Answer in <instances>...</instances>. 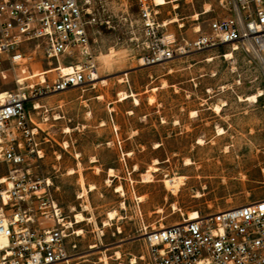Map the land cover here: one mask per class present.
<instances>
[{
	"label": "rangeland",
	"instance_id": "374dc122",
	"mask_svg": "<svg viewBox=\"0 0 264 264\" xmlns=\"http://www.w3.org/2000/svg\"><path fill=\"white\" fill-rule=\"evenodd\" d=\"M166 1L158 19L168 23L177 17L169 33L189 40L219 12L217 0ZM92 9L98 17L92 49L103 83L44 98L37 111L28 106L44 150L31 169L36 178L52 179L54 197L69 221L75 222L84 205L90 207L84 215L94 223L74 226L83 234L75 238L77 259L71 264H132L133 259L147 264L144 228L157 230L192 212L208 215L264 199L263 72L241 52L225 58L229 48L141 67L137 0H92ZM34 69L48 67L44 62ZM8 82L3 91L16 89L13 78ZM259 91L257 102L240 101ZM122 92L135 94L140 104L133 98L119 102ZM72 169L77 174L69 176ZM80 175L96 187L82 200ZM181 176L185 183L175 196L163 181ZM148 178L152 182L145 183ZM113 211L117 219L104 227Z\"/></svg>",
	"mask_w": 264,
	"mask_h": 264
},
{
	"label": "built area",
	"instance_id": "2783aa9c",
	"mask_svg": "<svg viewBox=\"0 0 264 264\" xmlns=\"http://www.w3.org/2000/svg\"><path fill=\"white\" fill-rule=\"evenodd\" d=\"M217 2L219 12L189 40L169 33L155 0H137L140 66L229 48L257 63L264 77V0ZM97 24L92 0H0V264L77 259L80 236L54 197L52 179L32 173L44 150L28 106L37 111L44 98L97 82ZM44 62L48 70L35 77L34 66ZM9 78L16 89L3 91ZM163 227L142 231L147 264H264V199Z\"/></svg>",
	"mask_w": 264,
	"mask_h": 264
},
{
	"label": "bare ground",
	"instance_id": "6f19581e",
	"mask_svg": "<svg viewBox=\"0 0 264 264\" xmlns=\"http://www.w3.org/2000/svg\"><path fill=\"white\" fill-rule=\"evenodd\" d=\"M155 2H156V4H157V6L158 7H163V6H165V5H167V1L166 0H155ZM207 12H210V10L209 11H207ZM166 22V21H165ZM177 22H179V20H178V18L177 17H173V18H171L170 20H169V22L167 23L166 22V24L167 25H171V24H175V23H177ZM181 27H183L182 25H181ZM233 53H229L226 57L227 58H229V59H231V58H233ZM98 58V57H97ZM214 61V59L213 58H210L209 60H208V62H213ZM100 69V68H99ZM62 70H63V73L64 74H69V73H71L72 72V69L69 67V66H62ZM41 72L42 71H40V70H35L34 69V74H35V77H39L40 75H41ZM26 75H23L22 76V79L24 80V78L25 77H27V76H29V74H27V73H25ZM124 76H127V74H125ZM215 76V75H214ZM100 78H101V76H98L97 78H96V81L97 82H100V83H103V81L102 80H100ZM122 78V77H121ZM102 79V78H101ZM22 80V81H23ZM121 81H123L124 83L126 82L125 80H123V79H121ZM106 81H104V83H105ZM223 89H227V87L226 86H224L223 87ZM154 90H157V89H154ZM7 93L6 92H3V94L1 95L2 97H4L5 95H6ZM263 96V92L262 91H259V93L258 94H256V95H251V96H248L247 98H245V99H241L240 98V101H244V102H257L258 101V99L260 98V97H262ZM134 99V101H135V105L136 106H138L140 103H139V100L137 99V97L135 96V94H128V93H126V92H122V93H120L119 94V102H124V101H126V100H128V99ZM40 108V106L39 105H37V109H39ZM214 111L215 112H217V113H220L221 111H222V108H221V106H218V105H215L214 106ZM58 120V119H57ZM68 133L70 132V131H67ZM218 133L220 134V135H222L223 133H224V131L222 130V129H219L218 130ZM200 144H203V140H200ZM188 164H190V162L188 161ZM78 167H80V164L78 165ZM81 172V171H80ZM75 174H77V172L75 171V170H70L69 172H68V175L69 176H73V175H75ZM109 176L110 177H113L114 176V170L113 169H110V171H109ZM185 177H175V178H169V177H167L164 181H163V183H164V185H165V187H166V189H167V191H169V192H171L173 195H175V196H177L178 195V193L180 192V190H181V187L184 185V183H185ZM145 183H149V182H152L149 178L148 179H146L145 181H144ZM108 183H111V180H109L108 181ZM79 184H80V186H81V193H80V196H79V199L80 200H82V199H85L87 196H88V194L90 193V192H93L95 189H96V187L95 186H93V185H91V186H87L86 185V183H85V179H84V177L82 176V175H80V177H79ZM117 192L118 193H123V188L122 187H119L118 189H117ZM200 197V195H198V198ZM86 201V200H85ZM84 201V202H85ZM142 201V200H141ZM87 204V203H86ZM123 207H125V206H123ZM234 208V207H233ZM229 209H232V208H229ZM92 210V209H91ZM74 212H75V210H73ZM90 211V207H89V205H84L83 206V211L82 212H76L75 213V222L73 223V226H75V225H80V224H83V223H85V222H93L94 223V218H88V217H86L85 215H84V213L85 212H89ZM107 216H108V220L107 221H105L104 222V227H108V226H110V221H114V220H116L117 219V216H118V213H117V211H113V212H110V213H108L107 214ZM120 216V215H119ZM189 218H190V220L191 221H193V220H197V219H199L200 218V214L198 213V212H192V213H190V215H189ZM161 228H164V227H161ZM77 232V235L78 236H81L82 234H83V231L82 230H78V231H76ZM96 247L94 246V247H92L91 249L93 250V249H95ZM117 258L119 259L120 258V254L119 253H117ZM132 264H136V259H133V261H132Z\"/></svg>",
	"mask_w": 264,
	"mask_h": 264
}]
</instances>
